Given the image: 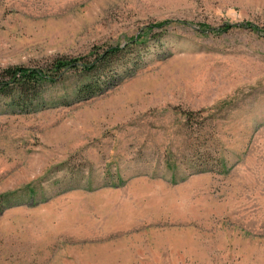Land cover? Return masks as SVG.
I'll list each match as a JSON object with an SVG mask.
<instances>
[{"label":"rangeland","instance_id":"rangeland-1","mask_svg":"<svg viewBox=\"0 0 264 264\" xmlns=\"http://www.w3.org/2000/svg\"><path fill=\"white\" fill-rule=\"evenodd\" d=\"M163 20L101 94L0 97V264H264V0H0V70Z\"/></svg>","mask_w":264,"mask_h":264},{"label":"trees","instance_id":"trees-1","mask_svg":"<svg viewBox=\"0 0 264 264\" xmlns=\"http://www.w3.org/2000/svg\"><path fill=\"white\" fill-rule=\"evenodd\" d=\"M175 22L178 21L156 22L132 36L124 45L94 47L87 55L83 56L55 57L45 67L7 66L0 70V97L5 98L9 105L19 111L37 109L45 103L43 94L49 86L68 79L71 80V94L75 101L101 94L114 85L121 75L115 67V61L133 53L145 41V36L154 29L161 33L166 29V26ZM236 25L243 26V24ZM231 27V24H222L218 28L203 24L201 29L204 32L222 33ZM246 27L258 30V26L253 23H247ZM26 191L33 194L31 188ZM6 198V196H0V205Z\"/></svg>","mask_w":264,"mask_h":264}]
</instances>
